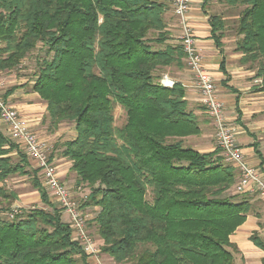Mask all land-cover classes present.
I'll return each instance as SVG.
<instances>
[{"label": "trees", "instance_id": "1", "mask_svg": "<svg viewBox=\"0 0 264 264\" xmlns=\"http://www.w3.org/2000/svg\"><path fill=\"white\" fill-rule=\"evenodd\" d=\"M170 2L0 0V72L17 70L38 45L48 56L37 61L31 89L46 104L50 130L74 125L60 156L89 188L82 208H98L102 254L118 264H235L229 237L251 205L228 194L235 173L217 148L202 154L185 145L200 134L197 119L180 84L160 83L162 70L182 68L184 57L166 44ZM223 3L242 8L235 51L264 97V0ZM208 23L221 51L226 22L208 15ZM114 106L125 113L120 128ZM16 149L0 132V264H88L57 210L4 215L15 196L3 182L14 175L30 176L51 207L26 156L12 161Z\"/></svg>", "mask_w": 264, "mask_h": 264}, {"label": "crops", "instance_id": "2", "mask_svg": "<svg viewBox=\"0 0 264 264\" xmlns=\"http://www.w3.org/2000/svg\"><path fill=\"white\" fill-rule=\"evenodd\" d=\"M209 4L211 5H207V8L215 7L214 0H210ZM222 6L223 4L220 7ZM227 8L225 7L224 9ZM208 15L209 13L202 0H193L190 6L188 22L194 34L195 45L202 55V65L214 80L216 96L223 104L227 121L236 131L238 146L243 156L251 165L262 167L264 172V97L258 91L260 80L253 78L254 69L250 64L240 61L242 54L235 51L236 43L234 44L224 37L221 40V51L216 47L211 38ZM221 17L225 22L229 18L227 16ZM165 20L166 32L169 38L166 44L177 45L175 38L178 32V29H176L177 23L170 9L165 14ZM222 57H224V60ZM222 60L224 61L223 67H221ZM161 74L166 76L167 80L172 81L174 84H180L184 88V99L187 102L188 110L192 111L197 119L200 134L186 138L185 145L202 154L213 152L217 148L214 128L201 104L200 96L193 86L191 74L185 63L182 62V68H177L176 66L167 67L162 70ZM25 84L13 86L15 88L10 89V92L5 95V99L18 112L30 131L35 133L42 141L53 145L54 149L51 159L56 164L60 181L76 198L87 196L89 188L82 183H78L75 172L71 170V162L60 156L55 149L54 144L58 140L57 131L54 133L53 130L48 129L44 122L42 124L41 119L46 115L45 102L36 93L26 88ZM0 132L6 137V130L1 124ZM28 163L30 168L35 171L36 169L29 160ZM231 169L234 171L235 180L237 181V171L233 168ZM26 170H29V168ZM36 175L48 196L51 207L45 206L40 202L39 193L35 189L32 191V203L37 208L47 211H51V209L57 210L61 222L66 224V215L60 210L57 199L46 189L40 180L38 171H36ZM235 183L230 188V193H228L231 196L240 195L235 192ZM236 197L247 200L251 205V211L246 216L245 221L229 237L230 242L236 247L237 261H239V264H262L264 249L258 247L251 238L255 237L264 244V212L257 206L255 201H260L263 206L264 203L256 195L248 193ZM28 200L19 198V202L24 206ZM83 210L88 217L87 228L91 232L90 229L94 226L93 219L98 208L86 207ZM99 241L101 242L100 239ZM235 255L234 263L237 264ZM102 258L108 260V262L111 260L104 254H102ZM87 261L91 262L90 259H87ZM103 263L105 264L104 261Z\"/></svg>", "mask_w": 264, "mask_h": 264}, {"label": "built area", "instance_id": "3", "mask_svg": "<svg viewBox=\"0 0 264 264\" xmlns=\"http://www.w3.org/2000/svg\"><path fill=\"white\" fill-rule=\"evenodd\" d=\"M193 0H171L169 6L174 16L178 34L176 41L184 55L193 86L200 96L201 104L211 120L215 132L216 147L224 163L238 174L234 185L237 194L256 195L264 203V173L247 162L237 142L234 127L227 121L224 107L215 93L214 80L202 65V55L195 45L194 34L188 22ZM160 83L171 88L173 82L162 76ZM3 84L0 82V124L6 130V138L17 145L33 167L39 172L42 183L57 199L59 207L67 216V225L72 241L76 242L87 259L102 264L99 259L100 247L87 228L88 217L82 208L86 196L76 198L60 181L55 163L51 159L53 145L39 139L30 131L18 112L3 97ZM19 211V210H18ZM14 214L17 213L13 209ZM11 216V215H10Z\"/></svg>", "mask_w": 264, "mask_h": 264}, {"label": "rangeland", "instance_id": "4", "mask_svg": "<svg viewBox=\"0 0 264 264\" xmlns=\"http://www.w3.org/2000/svg\"><path fill=\"white\" fill-rule=\"evenodd\" d=\"M202 2H203V4H205L209 15H219V16H227V17H229V18L226 19V32H225V37L226 38L225 39L228 40V41H231V42H233L235 44L236 41L240 37L237 36L234 26H235L236 19L238 18L239 13L242 10V8L241 7H229V6H227V5H225L223 3V0H214L215 7L207 8V5H209V6L211 5V4H209L210 0H208V2H206V0H202ZM219 2L221 4H223L222 7H220L221 4ZM225 7H228V8L224 9ZM176 26H177V24H176ZM176 29H178V28L176 27ZM177 34H178V32L176 33L175 38H176ZM177 45L180 46L179 44H177ZM47 57L48 56H46L44 51L41 49V46L38 45L37 48L35 50H33L27 56V58L22 62V64L20 65V67L17 70H14V71H11V72H9V71L0 72V82L3 84V94H2L3 97L5 98V95H7L8 92H10V89L15 88L13 86H15V85L16 86H20L21 84H24V83H26L25 84L26 88H28L32 92L31 85H32V82H33V72L35 71L36 63H37V61L40 62L43 58H47ZM183 62L185 63L184 57H183ZM186 68H187V66H186ZM45 116L46 115H44V117H43V119H41V121H42V124L44 122L45 125H47V127L49 129L48 120L46 119ZM113 118H114V124L113 125H114L115 128H120L124 124V122H125V113L119 106H114V108H113ZM49 130H47V131H49ZM53 131H54V133L57 131L56 135L58 137V140H56V143L54 145H55V149L58 151V154L60 155V152L62 150L61 144L64 141L66 142L68 140L74 139L75 136H76V133H75V130H74V125L72 123H66L65 122V123L59 124L58 127L53 129ZM73 134H75V136H73ZM214 136H215V132H214ZM54 139H56V138H54ZM13 145H15V144H13ZM15 146L17 148L16 151L12 152L11 155H10L11 158H12V161H14V162L18 161V155H19L18 152H20V150L18 149L17 145H15ZM55 166H56V164H55ZM257 167L261 171L263 170L262 167H260V166H257ZM28 168H29V170L31 169L30 167H28ZM3 184H4L5 188H6V190L10 191V193H12L15 196L14 201L12 202V206L10 208H8L7 210H5L4 215H6L8 213L10 214V212L13 209H15L18 214H20L22 211L31 210L34 207H36V205L32 203V191L34 189L32 187V178L30 176H27V175H14V176H11V177L7 178V180H5V182H3ZM52 196L55 197L53 194H52ZM236 196H241V195H236ZM19 198L20 199H29V200H28V202H26V205L24 206V205H21L22 204L21 202H19ZM255 202H256L257 206L261 210H263V212H264L263 204L260 201H258V200H256ZM3 207H5V205ZM66 218H67V216H66ZM67 219H66V221H67ZM89 227L91 228V226H89ZM96 229H97V227L94 224V226L90 229V231H91L90 234L94 237L96 243L100 244L99 243L100 242L99 241V237L97 235V230ZM233 254L234 255L236 254L235 255L236 263L239 264V261H237V259H238L237 252L233 253ZM104 258L106 259L107 257H104ZM109 258H111V257H109ZM98 260L102 264H104L103 261L105 262V264L106 263L107 264H118L115 261H113L112 258H111L112 261L110 260L109 262H108V260H104L102 258L101 250H100V253H99V259ZM90 261L91 262H88V263L96 264L95 261H92L91 259H90Z\"/></svg>", "mask_w": 264, "mask_h": 264}]
</instances>
